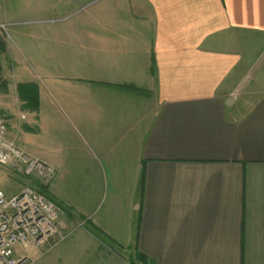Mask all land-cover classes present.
I'll use <instances>...</instances> for the list:
<instances>
[{"label": "crops", "instance_id": "1", "mask_svg": "<svg viewBox=\"0 0 264 264\" xmlns=\"http://www.w3.org/2000/svg\"><path fill=\"white\" fill-rule=\"evenodd\" d=\"M11 1L4 23L41 73L35 109L8 86L0 109L54 168L69 232L45 264H125L115 247L264 264V0Z\"/></svg>", "mask_w": 264, "mask_h": 264}, {"label": "built area", "instance_id": "2", "mask_svg": "<svg viewBox=\"0 0 264 264\" xmlns=\"http://www.w3.org/2000/svg\"><path fill=\"white\" fill-rule=\"evenodd\" d=\"M0 166L15 176L50 183L55 171L49 164L34 158L8 138L6 122L0 118ZM62 208L35 186L24 185L7 195L0 189V264H27L30 249L39 250L50 240L61 242L63 234L58 223ZM21 246L17 253L15 246Z\"/></svg>", "mask_w": 264, "mask_h": 264}, {"label": "rangeland", "instance_id": "3", "mask_svg": "<svg viewBox=\"0 0 264 264\" xmlns=\"http://www.w3.org/2000/svg\"><path fill=\"white\" fill-rule=\"evenodd\" d=\"M17 3L15 1L11 0H0V40L3 44L2 49L0 50V89H6L8 88H14L16 87L17 93L19 90L18 84H34L36 86V90L38 89L35 81L30 79H35L36 77L40 76L39 67L35 66L33 64H27L26 59L24 57V50H22L19 47L20 44V37L24 38L23 34L15 33L12 31L13 26H9V24L4 23V19L2 17L3 12H7L10 8L11 9H17ZM49 18V17H48ZM17 19V18H16ZM14 20V19H13ZM18 20V19H17ZM49 23V22H48ZM18 28V27H17ZM20 35V37H19ZM49 68V66H47ZM11 96V95H10ZM8 97L7 101L12 104L13 107H16V98L13 94L12 97ZM18 99L22 101L18 95ZM25 106L24 109H31L28 105ZM16 109V108H15ZM32 110V109H31ZM24 111V110H23ZM18 113V112H17ZM15 114L14 113H7L5 109H0V118H2L8 127H10V122L12 119H14ZM18 120L23 123V113H18ZM16 120V119H15ZM9 138V137H8ZM10 139V138H9ZM11 140V139H10ZM53 181V179L50 181V183ZM50 183H40L35 182L33 179H25L24 177L15 176L12 174V171L5 167L0 166V189H2L7 195H12L18 192L24 185H32L37 187L38 189H41L45 194H49V186ZM49 196V195H48ZM63 214V209H62ZM58 223L61 227V231L63 234H66V237L68 236V231L66 228L62 225L60 218L58 220ZM66 237L59 243L53 245L54 240H50L48 243L44 244L39 250H33L30 249L28 251L29 253V259L27 261V264H45L44 258L45 255L51 253L54 249H56L65 239ZM16 252L21 253V246L16 245L15 246ZM114 252L119 256L123 261H125V264H138L136 261L135 256H128L127 254L124 256H121V251L118 248L113 249ZM19 253V254H20ZM140 264V263H139Z\"/></svg>", "mask_w": 264, "mask_h": 264}, {"label": "trees", "instance_id": "4", "mask_svg": "<svg viewBox=\"0 0 264 264\" xmlns=\"http://www.w3.org/2000/svg\"><path fill=\"white\" fill-rule=\"evenodd\" d=\"M2 42L0 40V50L2 49ZM1 68V67H0ZM19 90L18 95L22 101H24V105H28L31 109H35V95H36V86L34 84H18ZM41 191V189H40ZM43 192V191H42ZM44 193V192H43ZM97 237H99L102 241H104V237H102L98 231H92ZM136 261L139 264H153L151 261H148L144 256L138 255L136 256Z\"/></svg>", "mask_w": 264, "mask_h": 264}]
</instances>
